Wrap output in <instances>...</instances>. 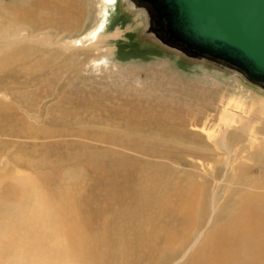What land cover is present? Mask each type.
I'll list each match as a JSON object with an SVG mask.
<instances>
[{"label": "rangeland", "instance_id": "1", "mask_svg": "<svg viewBox=\"0 0 264 264\" xmlns=\"http://www.w3.org/2000/svg\"><path fill=\"white\" fill-rule=\"evenodd\" d=\"M48 1L0 0V79L5 96L19 115L29 112L35 120L34 175L38 188L44 190L40 196L61 204L69 189L74 197L73 204L59 205L62 215L49 206L51 221L45 226H52L51 236L53 232L59 234V219L66 215L71 217L69 221H76L75 225L73 221L67 223L72 236L78 229L90 236L96 234L105 216H113L124 204L128 206L131 199L125 192L133 191L143 168L151 171L152 181L156 180L160 185L157 189H162L161 195L171 190L168 188L179 187L187 192L192 191L191 186L202 189L199 212L204 221L197 217L202 228L208 215V199L223 176L225 159L220 156L221 162H209L216 170L203 179L197 170L203 155L198 153L210 143L209 139L182 128L190 129L191 123L218 128L236 112L242 124L258 126L264 133V89L233 69L193 60L144 34V17L143 22L125 0H113L109 5L104 0H74L83 15L67 28L58 27L61 15L51 8L52 4L58 8L63 0H51V5ZM102 22L104 27L96 40L85 37ZM69 42L77 46L73 43L69 49L61 47ZM236 135L231 132L229 143L240 148ZM106 172L129 179L124 181L126 189L121 195L115 191L123 198L115 202L117 207L110 205L112 199L101 197L110 196V190L102 189L100 200L89 197H95L98 178ZM249 173L260 174L256 169ZM236 179L229 171L222 181L220 189L225 199L231 200V195L242 191L244 182ZM122 183L119 181V186ZM99 206L102 211L97 218L94 216ZM89 210L93 212L88 214ZM226 211L222 204L220 217H226ZM51 213L56 214L55 219H51ZM154 220L179 221L170 216ZM69 245L68 249L62 246L65 250L57 255L54 249L58 244L45 243L38 250L40 259L36 264H59L64 260L63 264H77L74 255L81 253V246L75 242ZM164 253L165 259L158 264H169L180 255ZM114 255L110 257L117 262L110 258L109 264H119L123 259V264H128L127 253ZM147 260L134 264H146Z\"/></svg>", "mask_w": 264, "mask_h": 264}, {"label": "bare ground", "instance_id": "2", "mask_svg": "<svg viewBox=\"0 0 264 264\" xmlns=\"http://www.w3.org/2000/svg\"><path fill=\"white\" fill-rule=\"evenodd\" d=\"M44 1L47 3L48 0ZM63 2L65 1L63 0ZM63 2L58 4V8L57 5L52 4L53 2L49 5L52 4L51 8L55 9L53 11L61 15L58 27L67 28L68 24L77 22L76 20L81 18L83 12L74 0ZM104 2L109 5L113 0H104ZM128 5L133 12L140 15L144 22L143 10L133 8L129 3ZM103 27L104 22L92 29L85 37L91 36L96 40ZM77 41L82 43L81 40ZM73 43L69 42L68 45L63 44L61 47L69 49ZM1 85L0 79V95H2L0 96V264H36L40 259L38 250L45 243H50L51 246L54 243L58 244L54 251L60 255V252L68 249L69 244L73 242L81 246V253L74 255L78 260L77 264H109L112 261L110 258H115L110 255L119 256L118 254L121 253L124 256L127 253L125 261L128 264L146 259H149L145 262L146 264H158L161 258L165 259L164 252L180 254L169 264H264V133L260 127L249 128L242 124L241 119L234 112L232 118L227 123L224 121L225 124L218 128L210 124L192 123L189 124L190 129L182 128V130L209 139L210 143L201 148L203 151L198 153L203 155L200 158L203 161L200 165L198 164V169L196 168L199 173L201 172L202 178L213 175L216 170L209 162L219 161L220 156H224L225 159L223 176L218 181L216 190L211 197L209 196L208 215L202 228L198 225L197 220V217H202L199 212L202 203L200 196L202 189L198 186H191V192H187L186 189V192L183 189L184 192H182L177 186L178 188L173 190L168 188L171 190L169 192L165 190L164 195H161L162 189L160 187L161 190H158L156 186L159 184L156 185V180L152 181L151 171L143 168L140 170L139 180L133 191L126 190L125 192L126 196L131 199L129 204H126L128 206L124 204V207H119L115 212L112 210L113 216L107 215L104 220L101 219L103 222L96 234L90 236V234H86V230L78 229L77 234L72 236L67 223L73 220L69 221L70 216L68 217L64 213L63 215L66 216L59 217L60 219L56 217L59 219V234H54L51 229L53 232L51 236L49 227L52 226H45L51 221H49V208L52 206L58 210L59 205L73 204L74 197L69 189L66 196L62 195L63 198H60L61 204H59L60 201H56L58 202L56 204L51 202L49 196H40V192H44V190L38 188L39 185L34 175L35 120L29 112L25 114L24 111H21L22 114L19 115L11 99L8 101ZM231 132L238 134L236 136L240 148L230 145ZM210 137L213 138L210 139ZM254 158L257 161H254ZM203 167H205L204 172ZM247 169L249 172L256 169L260 174L254 176L247 172ZM229 171H233V176L238 178L237 181L244 182L242 191L237 196L231 195V200L225 199L220 189L222 181L228 178ZM184 176H186L185 173ZM114 178L116 180L112 184ZM162 178L163 180H160L164 181L165 178ZM99 179V189L93 193L95 197L89 196L90 199L97 201L102 189H105V192L110 190V196L103 195L101 197L112 199L110 205L113 204L117 207L116 203L123 199L119 195L126 189L124 181L128 182V177L118 178L115 173L106 172V174L100 175ZM119 181L123 182L120 186ZM163 186L165 187V185ZM116 190L119 195L115 193ZM106 201L108 200L103 203ZM69 204L67 205L70 206ZM222 204L227 209L226 217L224 214L222 217L219 215ZM84 210L87 212V208ZM90 211L92 210H89L88 214L91 213ZM101 211L100 206L97 207L95 216H93L98 218ZM54 215L56 214L54 213ZM54 215L51 213V219L54 218ZM163 216L175 217L179 221L173 223L169 220H161V222L154 220V218ZM202 218L204 221L205 217ZM75 222L74 218V225ZM60 227H62L61 231ZM71 233L75 232L71 231ZM62 246L66 248L62 249ZM64 261H58V263L63 264ZM122 261L119 264H123Z\"/></svg>", "mask_w": 264, "mask_h": 264}, {"label": "water", "instance_id": "3", "mask_svg": "<svg viewBox=\"0 0 264 264\" xmlns=\"http://www.w3.org/2000/svg\"><path fill=\"white\" fill-rule=\"evenodd\" d=\"M144 34L188 58L225 66L264 89V0H125Z\"/></svg>", "mask_w": 264, "mask_h": 264}]
</instances>
